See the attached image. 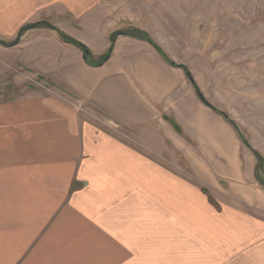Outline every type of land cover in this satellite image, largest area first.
<instances>
[{
  "label": "crops",
  "instance_id": "1",
  "mask_svg": "<svg viewBox=\"0 0 264 264\" xmlns=\"http://www.w3.org/2000/svg\"><path fill=\"white\" fill-rule=\"evenodd\" d=\"M58 1L68 10L76 2ZM119 40L140 51L117 62L115 79L105 67L112 55L99 66L82 51V62L55 57L48 59L52 66L35 68L56 91L7 105L0 123V264H188L199 245L220 251L224 242L230 252L249 251L264 239V225L253 216L236 206L219 209L202 186L124 137V131L144 133L149 142L161 124L171 133L168 112L180 117L184 103L172 96L166 63L151 59L152 44ZM93 106L104 107L98 114L105 124L91 117ZM174 117L196 140L202 139L194 133L198 121L212 132L196 112ZM221 139L212 143L218 170L239 179L241 148ZM253 259L261 262L264 253L255 251Z\"/></svg>",
  "mask_w": 264,
  "mask_h": 264
},
{
  "label": "rangeland",
  "instance_id": "2",
  "mask_svg": "<svg viewBox=\"0 0 264 264\" xmlns=\"http://www.w3.org/2000/svg\"><path fill=\"white\" fill-rule=\"evenodd\" d=\"M61 3L0 0V40L12 42L25 25L46 20L84 42L97 59L110 45L112 32L140 29L149 33L173 61L187 66L194 77L192 82L186 70L170 65L152 47L151 54L155 56L151 59L166 63L165 74L174 85L172 96L180 97L184 103L180 117L190 119L196 112L213 129L211 133L204 131V125L198 121L193 126L194 133L198 131L202 139L196 140L176 121L174 116L180 117L173 109L168 113L182 132L167 117L165 123L171 127V133L165 132L161 124L156 126L160 131L149 133L155 137L149 142L143 139L144 133L137 137L124 131V137L140 141L143 150L202 186L219 209L236 206L239 212L246 211L264 225V171H257L259 165L253 152L255 149L264 157V0H76L71 10ZM22 39L20 45L0 43V123L4 122L1 119L12 101L37 91H56L54 83L38 74L37 65L47 62V66H52L48 59L55 57L84 60L81 50L65 42L56 31L30 27L24 30ZM35 42L37 51L30 44ZM117 42L112 61L105 66L110 79L117 77L118 61L131 58V51H140L135 44ZM196 86L206 101L236 122L239 130L200 98ZM92 108L95 111L89 112L91 117L105 124L98 114H105L104 107ZM224 137L234 142L231 149L241 148L243 170L239 179L218 170L212 143ZM223 243L220 251L216 245L215 251L207 244L199 245L188 264H264V260L253 259L255 251L264 253V239L249 246V251L243 246L230 252L228 244ZM212 254L214 259L209 257Z\"/></svg>",
  "mask_w": 264,
  "mask_h": 264
},
{
  "label": "trees",
  "instance_id": "3",
  "mask_svg": "<svg viewBox=\"0 0 264 264\" xmlns=\"http://www.w3.org/2000/svg\"><path fill=\"white\" fill-rule=\"evenodd\" d=\"M40 26H45V27H50L53 29H58L55 25H53L52 23H50L49 21H41V22H36L33 24H28L25 25L24 27H22V29H24L25 31L28 30L30 27H40ZM62 39L65 42H69L70 44L76 46L77 48H79L83 53H84V58L86 60V62L92 66H99L104 64L112 55V52L114 50V45L118 39L119 36H131V37H135L141 40H145L148 41L150 44H152V46L160 53V55L172 66H176V67H182L184 70H186V72L188 73V68L187 66L183 65V64H178L175 61H173L167 54L166 52L162 49V47L151 37V35L143 30L140 29H126V30H116L114 32H112L110 34V41H111V45L108 48V50L102 54L101 56H99L97 59L94 57L91 49L82 41L78 40L77 38L69 35L68 33L59 30ZM0 43L5 44L7 46H13L15 44H17V39L12 41V42H7L4 40H0ZM197 91H199V88L196 86ZM200 98L207 103L211 108H213L216 112L220 113L221 115L224 116V118H226L235 128L236 130L238 129V126L236 124L235 121H233L229 115L222 111L217 109L216 107H214L213 105H211V103L209 104L208 101H206L205 97L203 95L200 96ZM170 122L174 124L175 127H177L181 132H182V128L181 126L173 119H170ZM242 140L245 142V144L249 145L248 142L246 140H244V138L242 137ZM250 146V145H249ZM253 152L257 158L258 161V169L257 171L260 169L261 171H264V157L262 154H260L258 151H256L255 149H253ZM259 177V176H258ZM262 180V179H261ZM264 184V181H262Z\"/></svg>",
  "mask_w": 264,
  "mask_h": 264
},
{
  "label": "water",
  "instance_id": "4",
  "mask_svg": "<svg viewBox=\"0 0 264 264\" xmlns=\"http://www.w3.org/2000/svg\"><path fill=\"white\" fill-rule=\"evenodd\" d=\"M23 33H24V29H21V31H20V33H19V35H18V38H17V42H18V40L21 38V36L23 35ZM187 75H188V78H189L192 82L195 81L193 75H192L190 72H188ZM197 93H198L199 96L202 95V92H201L200 90H199ZM209 104H210V103H209Z\"/></svg>",
  "mask_w": 264,
  "mask_h": 264
}]
</instances>
